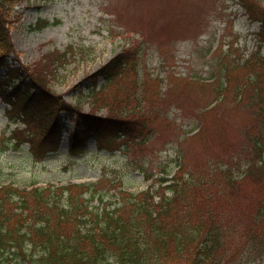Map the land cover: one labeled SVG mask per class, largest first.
I'll return each instance as SVG.
<instances>
[{
  "label": "rangeland",
  "instance_id": "rangeland-1",
  "mask_svg": "<svg viewBox=\"0 0 264 264\" xmlns=\"http://www.w3.org/2000/svg\"><path fill=\"white\" fill-rule=\"evenodd\" d=\"M255 1L264 7V0ZM245 10L240 0L17 2L19 20L11 34L21 63L32 66L49 53L65 52L50 86L84 113L96 108L98 116L107 114L95 100L106 82L91 77L122 50L134 49V69L106 93L124 89L131 96L127 106L138 107L143 127L132 137L88 140L82 153L71 156L67 136L75 128L74 116L62 113L66 140L56 152L35 156L31 143L23 141H36L39 132L20 121L8 124L0 100V186L100 181L92 196L83 188L82 198L101 211L121 205L129 195L124 191L167 195L164 186L170 182L161 179L176 171V179H188L227 167L240 179L250 159V137L264 134V110H259L264 103L258 105L264 96V42L258 39L260 23ZM40 20L48 25L32 30ZM236 203L240 223L244 203ZM2 264L24 263L5 255ZM102 264L117 262L109 258ZM243 264H264V253Z\"/></svg>",
  "mask_w": 264,
  "mask_h": 264
},
{
  "label": "trees",
  "instance_id": "trees-1",
  "mask_svg": "<svg viewBox=\"0 0 264 264\" xmlns=\"http://www.w3.org/2000/svg\"><path fill=\"white\" fill-rule=\"evenodd\" d=\"M19 1L0 0V100L9 122L21 121L28 130L34 125L39 132L37 143L28 137L23 141L31 143L34 155L58 150L67 130L62 113L74 116L67 150L71 156L82 153L91 139L99 143L139 134L143 119L137 106H127L131 96L117 87L106 93L134 69V49L122 50L91 77L106 82L95 100L107 114L98 116L96 108L84 113L50 86L56 67L66 61L65 52L49 53L32 66L21 63L11 35ZM240 2L260 22L264 41V7L255 0ZM47 25L40 20L31 28ZM262 103L263 95L258 105ZM250 138V159L240 179L227 167L208 177L173 178L164 186L167 195L148 190L130 194L114 209L95 211L82 198L83 188L92 196L95 184L1 187L0 264L5 255L24 264H102L109 258L117 264H243L255 259L264 253V134ZM239 200L245 221L237 223L233 205Z\"/></svg>",
  "mask_w": 264,
  "mask_h": 264
}]
</instances>
